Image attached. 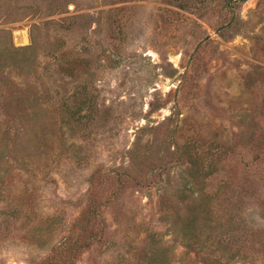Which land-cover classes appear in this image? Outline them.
Returning a JSON list of instances; mask_svg holds the SVG:
<instances>
[{
	"label": "rangeland",
	"instance_id": "obj_1",
	"mask_svg": "<svg viewBox=\"0 0 264 264\" xmlns=\"http://www.w3.org/2000/svg\"><path fill=\"white\" fill-rule=\"evenodd\" d=\"M0 264H264V0H0Z\"/></svg>",
	"mask_w": 264,
	"mask_h": 264
},
{
	"label": "trees",
	"instance_id": "obj_2",
	"mask_svg": "<svg viewBox=\"0 0 264 264\" xmlns=\"http://www.w3.org/2000/svg\"><path fill=\"white\" fill-rule=\"evenodd\" d=\"M83 17V15H76L71 17V19H73L72 21L75 22L76 19ZM66 20V18H60L57 21H55L56 24H58L57 26L60 27H64V21ZM66 27V26H65ZM69 27V26H67ZM66 29H70V28H66ZM51 62H50V68L52 70V72L54 73H63V79L61 81V85L63 87H68L70 84L73 83V77H72V73L73 71H75L77 68V64L75 63V58L73 56V53H71L70 51H67L66 49L61 52H54L51 55ZM53 66V68H52ZM79 71V70H78ZM89 83H85L86 88H88ZM65 95V101H64V105L66 106V108L72 112V115H74L75 118H77L76 116H81L82 111H83V106L84 105H94V96H89L88 94H85L83 96L80 97H76L75 94H64ZM74 98L73 100V104H70L71 99ZM70 100V101H69ZM96 101V99H95ZM72 103V102H71ZM82 117V116H81ZM80 117V118H81ZM131 177V176H130ZM132 180L135 179L133 177H131ZM135 181V180H134ZM92 203H90L88 205L87 211L82 215V217L79 219L78 223H76L74 226L75 227H79V226H83L85 225L86 220L89 219V215L91 214L92 210ZM94 212V210H93ZM88 218V219H87ZM86 228V226H83L82 229ZM88 244V240H80L75 242V244L73 245L75 248H82L84 246H86Z\"/></svg>",
	"mask_w": 264,
	"mask_h": 264
},
{
	"label": "bare ground",
	"instance_id": "obj_3",
	"mask_svg": "<svg viewBox=\"0 0 264 264\" xmlns=\"http://www.w3.org/2000/svg\"><path fill=\"white\" fill-rule=\"evenodd\" d=\"M20 35V34H19ZM22 39V38H21ZM27 42V41H26Z\"/></svg>",
	"mask_w": 264,
	"mask_h": 264
}]
</instances>
